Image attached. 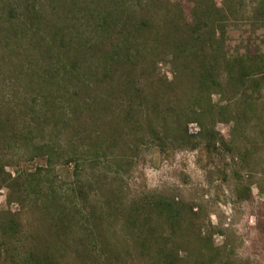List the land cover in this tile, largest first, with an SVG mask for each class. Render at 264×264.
I'll return each mask as SVG.
<instances>
[{
  "label": "rangeland",
  "instance_id": "obj_1",
  "mask_svg": "<svg viewBox=\"0 0 264 264\" xmlns=\"http://www.w3.org/2000/svg\"><path fill=\"white\" fill-rule=\"evenodd\" d=\"M225 4L0 0V264H264V79L225 70L264 0Z\"/></svg>",
  "mask_w": 264,
  "mask_h": 264
},
{
  "label": "trees",
  "instance_id": "obj_2",
  "mask_svg": "<svg viewBox=\"0 0 264 264\" xmlns=\"http://www.w3.org/2000/svg\"><path fill=\"white\" fill-rule=\"evenodd\" d=\"M228 4H225V7L228 9L227 14H233L231 12L232 7L231 6H238L241 3V0H227ZM187 46L190 49H187L188 52L190 53H195V49H191L192 45ZM264 46V45H263ZM193 57V56H192ZM188 59H192L191 56ZM215 61V59H210L208 60L207 64L203 65L201 70L199 71L197 75V83L201 87H216L217 85H221L219 82V78L223 76V74L220 75V77L217 74H220L218 70H215L212 67V63ZM235 61V62H234ZM234 63V64H233ZM229 64H232L228 67H225V70H227V75H226V82L235 86L241 85L244 87L246 85V82L254 78H259V79H264V48H263V53L262 51H257V52H251L248 51V49H244L243 53L241 56L235 57ZM231 81V82H230ZM262 80L255 81V84H259ZM264 82V80H263ZM222 110V109H221ZM209 141L212 142V144H215L217 142L223 144L222 138L215 139L214 136H210ZM47 202V201H46ZM49 202V201H48ZM48 208V206L46 207ZM146 208H150L152 210L157 211V214L160 215H166L168 218H172V215L174 214V205L171 203H166L162 199H153L152 201H149L146 205ZM127 220L131 222V224L135 225L137 222V218L135 216L134 211H130L127 213ZM17 223L16 221H11L9 222V225L7 229L14 231L16 230ZM142 231L144 232V228H141ZM57 230H62V228H58ZM147 232V230L145 231ZM154 254L158 258L161 256V253L158 251H155ZM32 256V259H31ZM34 262V264H59L58 261H56V258L52 255L49 254L47 251L40 250L37 252V254L31 253L29 251L27 253V258L26 262ZM161 264H171L168 259H163Z\"/></svg>",
  "mask_w": 264,
  "mask_h": 264
},
{
  "label": "clouds",
  "instance_id": "obj_3",
  "mask_svg": "<svg viewBox=\"0 0 264 264\" xmlns=\"http://www.w3.org/2000/svg\"><path fill=\"white\" fill-rule=\"evenodd\" d=\"M3 190H0V192H2Z\"/></svg>",
  "mask_w": 264,
  "mask_h": 264
}]
</instances>
